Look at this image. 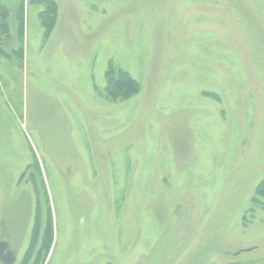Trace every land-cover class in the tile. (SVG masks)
<instances>
[{
	"label": "rangeland",
	"instance_id": "rangeland-1",
	"mask_svg": "<svg viewBox=\"0 0 264 264\" xmlns=\"http://www.w3.org/2000/svg\"><path fill=\"white\" fill-rule=\"evenodd\" d=\"M262 182L264 0H0V264H264Z\"/></svg>",
	"mask_w": 264,
	"mask_h": 264
},
{
	"label": "trees",
	"instance_id": "trees-1",
	"mask_svg": "<svg viewBox=\"0 0 264 264\" xmlns=\"http://www.w3.org/2000/svg\"><path fill=\"white\" fill-rule=\"evenodd\" d=\"M52 17L54 16L52 15ZM52 21H53V18L51 19V21L44 20V24L46 25V27L49 28L52 24ZM138 92H139V85L129 74L123 71H120V70H114L112 68L108 69L106 73V86L104 89L105 97L107 99L112 100V101H116V100L124 101V100L130 99L131 97L135 96ZM257 194L264 196V182H262L259 185ZM34 240H35V232L32 235V243ZM51 243H52V225H51V216L49 215L48 220H47V225L45 228V232L43 234V240H42V246H41V250H44L45 254L48 253L51 247ZM31 248H32V245L29 246V248L27 249L21 264H23L25 259H27V256ZM44 259H45L44 257H41L38 254L33 264H38L39 261L42 264Z\"/></svg>",
	"mask_w": 264,
	"mask_h": 264
}]
</instances>
